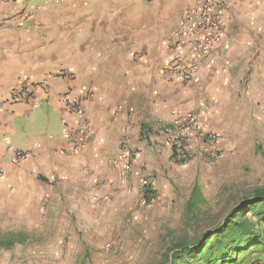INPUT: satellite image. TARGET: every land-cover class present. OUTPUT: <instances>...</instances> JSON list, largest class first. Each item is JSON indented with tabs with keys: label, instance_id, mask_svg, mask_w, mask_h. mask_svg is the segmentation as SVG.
I'll list each match as a JSON object with an SVG mask.
<instances>
[{
	"label": "crops",
	"instance_id": "1",
	"mask_svg": "<svg viewBox=\"0 0 264 264\" xmlns=\"http://www.w3.org/2000/svg\"><path fill=\"white\" fill-rule=\"evenodd\" d=\"M184 5L185 0H64L57 5L0 0V162L5 170L0 201L27 218L37 210L40 223L54 221L63 229L72 210L80 218L85 210L102 216L117 209L116 203L103 201L114 191L108 185L117 171V136L127 122L134 135L190 117L206 120L223 136L257 133V123L264 120V0H226L222 35L192 81L179 83L162 67L170 53L166 31L142 36L130 25L163 24L171 17L178 24ZM170 8L178 9L176 16ZM128 31L134 33L131 41ZM61 69L72 76H58ZM26 81L49 91L14 101L11 91ZM85 92L91 95L84 102L90 135L75 148L61 136V120H74L64 97L81 98ZM117 97L130 98L132 108H118L123 102ZM35 141L41 143L38 150H33ZM219 145L241 147L222 138ZM16 150L32 153L17 161ZM162 162L173 171L178 167L168 149ZM94 222L99 229L103 220L79 227L84 231ZM36 225L31 222L30 228Z\"/></svg>",
	"mask_w": 264,
	"mask_h": 264
},
{
	"label": "rangeland",
	"instance_id": "2",
	"mask_svg": "<svg viewBox=\"0 0 264 264\" xmlns=\"http://www.w3.org/2000/svg\"><path fill=\"white\" fill-rule=\"evenodd\" d=\"M195 4L196 0H185L183 9H179L181 15ZM177 12L178 9L170 8V15L176 16ZM182 16L178 24L171 17L163 24L130 26L132 29L136 26L142 36L149 30L157 34L166 31L167 45L173 33L180 29ZM128 35L131 41L134 33L128 31ZM117 100L123 102L118 108L127 111L134 104L130 98L117 97ZM196 118L207 132L214 134V149L221 156L210 160L195 132L190 147L194 158L185 165L176 164L174 171L162 162L167 149L172 155L162 134L168 125L156 128L154 133L147 130L134 135L129 130L131 123L127 122L121 138L117 136V171H113V180L108 185V191L113 187L114 191L111 195L108 192L107 200L103 201L105 206L116 203L117 209L104 211L102 216L92 209L85 210V215L79 218L72 210L69 225L63 229L54 221L40 223L37 210L36 214L31 211L27 218L17 208L0 201V239H18L21 243L0 250V264H168L180 242L195 245L211 233L221 232L229 216L252 198L256 190L264 189V120L257 123L256 134L223 136L214 132L206 120ZM188 119L192 118L185 120ZM220 138L226 144L238 141L241 147H220ZM147 188L156 192V199L150 204H146ZM195 190L197 196L191 210L189 202ZM55 203L61 209L56 198ZM245 213L250 215L252 211L248 209ZM57 218H62V214ZM101 218L99 229L94 222L95 225L81 231L79 226L83 223L88 225L89 221ZM31 222L37 223L33 229ZM108 245L110 251H106Z\"/></svg>",
	"mask_w": 264,
	"mask_h": 264
},
{
	"label": "built area",
	"instance_id": "3",
	"mask_svg": "<svg viewBox=\"0 0 264 264\" xmlns=\"http://www.w3.org/2000/svg\"><path fill=\"white\" fill-rule=\"evenodd\" d=\"M53 4H61L64 0H52ZM226 0H196V4L189 8L182 20V26L175 31L168 41L169 56L162 63L164 71L169 77L179 83L192 81L198 71L204 57L209 54L223 32L224 9ZM183 50H186L185 53ZM60 77H71L68 69H61L56 73ZM47 93V85H40L26 81L19 88L11 91L12 99L16 102L33 99L38 92ZM91 95L85 92L83 97H75L68 93L64 97V103L68 115L74 120L63 118L61 120V136L77 148L82 141L90 135L87 118L85 115L84 102ZM205 125L199 123V119L178 120L162 130L168 146L171 147V159L175 164L185 165L192 158L194 152L190 150L192 139L197 133L198 139L204 144V150L210 160H217L221 152L214 149V134L207 132ZM50 139L54 135L49 136ZM41 148L40 141L33 143V150ZM32 152L22 150L15 151V159L22 161L27 159ZM125 157L126 153L123 154ZM131 157V155L128 154ZM5 174L4 166L0 162V178ZM111 245L106 247L110 251Z\"/></svg>",
	"mask_w": 264,
	"mask_h": 264
},
{
	"label": "trees",
	"instance_id": "4",
	"mask_svg": "<svg viewBox=\"0 0 264 264\" xmlns=\"http://www.w3.org/2000/svg\"><path fill=\"white\" fill-rule=\"evenodd\" d=\"M196 196L195 190L189 202L191 210ZM145 198L146 204L152 203L156 192L147 188ZM238 208L221 232L211 233L195 245L180 242L168 264H264V189L256 190ZM248 209L252 211L250 215L245 213ZM18 244H21L18 239H0V250L12 249Z\"/></svg>",
	"mask_w": 264,
	"mask_h": 264
}]
</instances>
